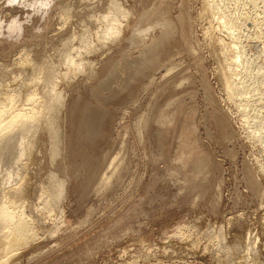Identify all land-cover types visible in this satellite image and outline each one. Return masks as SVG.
Masks as SVG:
<instances>
[{
    "label": "rangeland",
    "instance_id": "374dc122",
    "mask_svg": "<svg viewBox=\"0 0 264 264\" xmlns=\"http://www.w3.org/2000/svg\"><path fill=\"white\" fill-rule=\"evenodd\" d=\"M247 4L0 0V102L51 99L46 123L0 142V199L27 173L18 214L36 235L7 263L237 264L247 236L261 245L264 6Z\"/></svg>",
    "mask_w": 264,
    "mask_h": 264
},
{
    "label": "bare ground",
    "instance_id": "6f19581e",
    "mask_svg": "<svg viewBox=\"0 0 264 264\" xmlns=\"http://www.w3.org/2000/svg\"><path fill=\"white\" fill-rule=\"evenodd\" d=\"M238 1V0H237ZM89 2V1H88ZM246 2H247V0H246ZM261 2V6H264V0H249V3L252 5V7H251V9L253 8H255L256 6H257V4L258 3H260ZM263 3V4H262ZM115 4V3H114ZM113 4V5H114ZM249 4V5H250ZM117 5V4H116ZM115 5V6H116ZM248 5V4H247ZM248 5V6H249ZM95 6V5H94ZM112 6V5H111ZM258 6H259V4H258ZM257 6V7H258ZM118 7V6H117ZM112 8V7H111ZM113 8H115L114 6H113ZM113 8L111 9V10H113ZM120 8V7H119ZM224 8V7H223ZM226 8V7H225ZM244 8V7H243ZM262 8V7H261ZM264 8H262V10H263ZM115 10H117V8L115 9ZM119 10V9H118ZM118 10H117V12H118ZM249 10V9H248ZM80 11V10H79ZM120 11V10H119ZM123 11V10H122ZM224 11V10H223ZM74 12V11H73ZM116 12V11H115ZM244 12V11H243ZM262 13H263V11H261ZM114 13V12H113ZM112 13V14H113ZM222 13V12H221ZM229 13V12H228ZM242 13V12H241ZM63 14V13H62ZM92 15V14H91ZM263 15V14H262ZM113 16V15H112ZM112 16H111V18H112ZM115 16V15H114ZM116 16H117V13H116ZM221 17H222V15H220ZM224 16V15H223ZM233 16V15H232ZM244 16H245V14H241V19H244ZM227 17V16H226ZM225 17V18H226ZM264 17V16H263ZM94 18V17H93ZM102 19H104V18H102ZM246 19V18H245ZM264 19V18H263ZM105 20H106V18H105ZM107 20H109V19H107ZM115 20V19H114ZM229 20V19H228ZM233 20V19H232ZM236 20H238V19H236ZM230 21V20H229ZM242 21V20H241ZM241 21H240V18H239V20L237 21V23L235 22V20H233V22H232V24L231 23H229V25H230V29L231 28H236V25L238 24V22L239 23H241ZM247 21V20H246ZM256 21V20H255ZM254 21V22H255ZM69 22H70V20H69ZM113 22V21H112ZM108 23V22H107ZM106 23V24H107ZM114 23V22H113ZM113 23H111L110 25H112ZM228 23V22H227ZM226 23V24H227ZM252 23V22H251ZM263 23V22H262ZM109 24V23H108ZM255 23H253V25H254ZM110 25H108V26H110ZM120 25H122V24H120ZM224 25V24H223ZM240 25V24H239ZM114 26V25H113ZM101 27V26H100ZM111 28V27H110ZM113 28V27H112ZM115 28H117V26L115 27ZM83 30H84V28H83ZM99 30V29H98ZM102 30V29H101ZM108 30H109V28H108ZM115 30V29H114ZM234 30V29H233ZM88 31V30H87ZM103 31V30H102ZM85 32V31H84ZM106 32V31H105ZM108 32V31H107ZM111 32V31H110ZM81 33V32H80ZM108 34V33H107ZM106 34V35H107ZM95 35V34H94ZM104 35L106 38L109 36V35ZM229 36V35H228ZM231 36V35H230ZM236 36V35H235ZM87 37V36H86ZM97 37V36H96ZM253 37V36H252ZM73 38V37H72ZM84 38H85V35H84ZM83 38V39H84ZM89 38V37H88ZM258 38V37H257ZM256 38V39H257ZM255 39V38H254ZM86 40V38L84 39V41ZM107 40V39H106ZM110 40V39H109ZM234 40V39H233ZM238 40V39H237ZM102 41V40H101ZM102 44V43H101ZM68 45V44H67ZM66 44H65V46H67ZM64 46V47H65ZM92 46V45H91ZM62 47V46H61ZM66 48V47H65ZM75 49V48H74ZM73 49V50H74ZM65 50V52H67L66 51V49H64ZM80 50V49H79ZM88 51V50H87ZM94 51H95V49H94ZM86 52V51H85ZM59 53H62V52H59ZM94 53V52H93ZM64 54V53H63ZM62 54V55H63ZM88 54V53H87ZM90 54V53H89ZM55 55V54H54ZM59 56H60V54H58ZM64 55H66V54H64ZM263 55V54H262ZM58 56V57H59ZM264 56V55H263ZM54 57V56H53ZM64 57V59H66L65 58V56H63ZM80 57H81V55H80ZM80 57H78V58H80ZM29 58V57H28ZM72 58V57H71ZM82 58V57H81ZM80 58V59H81ZM263 58V57H262ZM60 59H63V58H61L60 57ZM63 59V60H64ZM264 59V58H263ZM18 60V59H17ZM29 60V59H28ZM46 60V59H45ZM68 60V59H67ZM67 60H65V63H63V64H66V62H67ZM47 61V60H46ZM69 61V60H68ZM82 61V60H81ZM74 62H75V60H74ZM48 63V62H47ZM82 63V62H81ZM74 64V63H73ZM72 64V65H73ZM150 64H153V63H150ZM22 65V64H21ZM43 65H45V64H43ZM48 65V64H47ZM46 65V66H47ZM68 65H69V63H68ZM87 65V64H86ZM71 66V65H70ZM83 66H85V65H83ZM89 66V65H88ZM152 66V65H151ZM23 67V66H22ZM48 67V66H47ZM72 67H74V65L72 66ZM247 67V66H246ZM42 69V68H41ZM45 69H46V67H45ZM49 69V68H48ZM83 69V68H82ZM71 70H72V68H71ZM51 71V70H50ZM49 70H48V72H50ZM87 71V70H86ZM42 72V71H41ZM43 72H44V74L46 73L44 70H43ZM51 74L53 73V72H50ZM49 73V74H50ZM55 73V72H54ZM41 74V73H40ZM82 74V73H81ZM27 75V74H26ZM43 75V74H42ZM53 75V74H52ZM40 76V75H39ZM47 76V75H46ZM31 77V76H30ZM67 77V76H66ZM264 77V76H263ZM44 78H45V76H44ZM47 78V77H46ZM52 78V77H51ZM261 78V77H260ZM47 79H49V78H47ZM43 80V79H42ZM262 81V80H261ZM258 82V81H257ZM260 82V81H259ZM53 83V82H52ZM1 84V83H0ZM253 85L255 84V83H252ZM6 85V84H5ZM250 85V84H249ZM253 85H251V86H253ZM4 86V85H3ZM35 86V85H34ZM52 87V86H51ZM38 89V88H37ZM1 91V90H0ZM4 91V90H3ZM38 91V90H37ZM13 92V91H12ZM34 92V91H33ZM243 93V92H242ZM6 94V93H5ZM8 94V93H7ZM15 94V93H14ZM241 94V93H240ZM244 94V93H243ZM9 95V94H8ZM32 95H34V94H32ZM32 95H31V97H32ZM2 96V95H1ZM35 96V95H34ZM5 97H6V95H5ZM5 97H4V95H3V98H2V100L4 101V100H6L5 99ZM8 98H9V96H8ZM7 98V99H8ZM13 98V97H12ZM11 98V99H12ZM29 99V98H28ZM27 99V100H28ZM39 99V98H38ZM13 100H14V98H13ZM30 100V99H29ZM46 100H48V101H46V102H44V104L42 105V107H41V109H39L38 107V110H33L34 108H32V111H30L29 112V110H28V112H26V114H23V113H21V111H23V110H20V109H18V111H20L19 113H17V112H15V114H11L12 113V111H10L9 110V108L7 109L6 108V106L9 104H7V105H5V101L4 102H0V142L2 141H9V143H10V140L11 139H14V138H18V140L20 141V139L22 140L21 142H23L24 141V138H23V136H25V135H23L22 136V134L24 133V131L25 130H27L26 129V126L28 125V124H31L30 125V127H32V128H35V127H37V126H39V124H41V122L43 123H46L47 122V119L49 118L48 117V114H50L48 111V107L50 106V105H48L49 104V101H51V99L49 100L48 98H46ZM9 100H7V102H8ZM31 101H35V99H32ZM30 101V102H31ZM10 102H12L11 100H10ZM43 102V101H42ZM58 102V101H57ZM247 102V101H246ZM32 103V102H31ZM54 103V102H53ZM14 104V103H13ZM18 104V103H17ZM61 105V104H60ZM250 105V104H249ZM8 106H10V105H8ZM36 106V105H35ZM48 106V107H47ZM247 106V105H246ZM14 107V106H13ZM61 107V106H60ZM59 107V108H60ZM30 108V107H29ZM11 109V108H10ZM13 109V108H12ZM25 109V108H24ZM27 109V108H26ZM54 109V108H53ZM52 109V110H53ZM10 112V113H8V111ZM31 110V109H30ZM243 110V109H242ZM13 111H15V109L13 110ZM56 111V110H55ZM14 113V112H13ZM17 113V114H16ZM52 113V112H51ZM53 115V114H52ZM51 116V115H50ZM57 116V115H56ZM55 116V117H56ZM52 117V116H51ZM51 119V118H50ZM49 119V120H50ZM261 120V119H260ZM43 123V124H44ZM260 123V122H259ZM46 125V124H45ZM48 126V125H47ZM27 127H29V126H27ZM38 128V127H37ZM36 128V129H37ZM258 128V127H257ZM49 129H52V126H51V124H50V126H49ZM28 132H31V131H29L28 130ZM27 133V132H26ZM28 134V133H27ZM57 134V133H56ZM30 135L32 136V133H30ZM33 135H36V133H34ZM58 135V134H57ZM56 135V137H58ZM30 136V137H31ZM60 136V135H59ZM29 137V138H30ZM34 137V136H33ZM53 137V136H52ZM26 139H28V138H26ZM31 139V138H30ZM55 139V138H54ZM54 139H51V141L52 140H54ZM58 140V139H57ZM61 140V139H60ZM26 142V141H25ZM24 142V143H25ZM32 142V141H31ZM31 142H28V146H29V148H30V143ZM57 142V141H56ZM56 142L54 143V144H56ZM58 142H59V140H58ZM17 143V142H16ZM34 143V142H33ZM60 143V142H59ZM1 144V143H0ZM4 144V143H3ZM12 144V143H11ZM30 144V145H29ZM54 144H52L53 146H54ZM62 144V143H61ZM23 145V144H22ZM21 144L19 145V152L20 153H22V152H24V151H26V150H28V146H25L26 144H24V146L27 148H23V146H22ZM52 145H50V146H52ZM2 146V145H1ZM58 146L60 147V145L58 144ZM7 147V146H6ZM57 147V146H56ZM56 147H54L55 148V150H56V152L58 153V154H60L59 152L60 151H57V149H56ZM53 148V147H52ZM58 148V147H57ZM8 149H10V148H8ZM12 149V151H13V148H11ZM31 149H32V146H31ZM59 150H60V148H58ZM0 150H2V148H0ZM6 150V149H5ZM15 150V149H14ZM3 151V150H2ZM10 152H11V150H9ZM52 151V150H51ZM53 151H54V149H53ZM29 152H30V149H29ZM28 152V153H29ZM55 152V155L56 156H58L57 155V153ZM8 151L6 152L5 151V154H2L4 157H6V158H8L9 156H8ZM25 153V152H24ZM53 153V152H52ZM51 153V154H52ZM62 153V152H61ZM1 154V153H0ZM11 154H13V152H11ZM18 155V154H17ZM54 155V156H55ZM8 156V157H7ZM32 156V155H31ZM56 156H55V158H56ZM2 157V156H1ZM3 157V158H4ZM18 157V156H17ZM16 157V158H17ZM53 157V156H52ZM52 157H51V159H52ZM11 158H13L12 156H11ZM14 158H15V155H14ZM10 159V158H9ZM53 159H54V157H53ZM3 160V159H2ZM12 160V159H11ZM14 160V159H13ZM12 160V161H13ZM8 161V160H7ZM6 160L4 161V162H6V163H8ZM15 162V161H14ZM11 164H12V162H10ZM25 163V162H24ZM16 164V163H15ZM14 164V165H15ZM4 165V164H3ZM13 165V164H12ZM26 166V165H25ZM4 167V166H3ZM5 168V167H4ZM7 168V167H6ZM26 168V167H25ZM9 169V168H8ZM5 170V173H6V175L4 176V178L5 177H9V180L7 179L6 181H7V183H9L10 181V183H13L14 181H16L17 182V180H16V177H18L19 176V174L18 173H16L17 171L16 170H14V171H16V172H12L11 170ZM11 169H13V168H11ZM29 169V168H28ZM27 169V170H28ZM1 170V169H0ZM3 170V169H2ZM4 171V170H3ZM0 172H2V171H0ZM4 173V174H5ZM25 173H23V175H24ZM27 174V173H26ZM26 174H25V176H26ZM53 175V174H52ZM1 176H2V174H1ZM0 176V177H1ZM25 176H23L22 177V174H21V179L19 180V182H18V184L14 187V185H13V187L14 188H11V187H9V188H11V189H7V191L5 190V192H7V195H6V193H5V195L6 196H4L3 197V193H2V198H3V200L2 199H0V200H2L1 202V204H0V264H9V263H7L9 260L8 259H6L7 257H9L10 255H12L13 256V254L11 253L13 250V253L15 252V250H16V248L18 249V247L20 246V247H22V242H25V241H28L29 239L31 240L32 238H33V236L35 235V234H33L34 232V229H33V227H34V225L35 224H33V227L29 224V221H27V219L28 218H26V220H24L23 218V216L21 217L20 215L21 214H18L19 212H18V209H20L19 207H20V202H22L21 201V199L23 198V196H22V194H23V191H22V186H23V184L26 182V177ZM57 176V175H56ZM52 177V176H51ZM3 178V179H4ZM2 179V178H1ZM52 179H54L53 177H52ZM51 179V180H52ZM61 180L62 179H64V178H60ZM59 179V180H60ZM29 180V179H28ZM57 180V179H56ZM61 180H60V183H61ZM5 181V180H4ZM13 181V182H12ZM57 182V181H56ZM2 183V182H1ZM15 183V182H14ZM30 183V182H29ZM62 183H64L63 181H62ZM16 184V183H15ZM26 184V183H25ZM3 185H5V184H1V186H3ZM63 185V184H62ZM65 185V184H64ZM7 186V185H6ZM27 186H28V184H27ZM55 186V185H54ZM58 187V186H57ZM63 187V186H62ZM1 188V187H0ZM4 188V187H3ZM28 188V187H27ZM23 189H26V188H24V186H23ZM59 189H63V188H59ZM64 190V189H63ZM63 190L61 191L62 193H63ZM26 191V190H25ZM24 191V192H25ZM1 192V191H0ZM60 192V193H61ZM58 193V192H57ZM26 194V193H25ZM54 194V193H53ZM56 194V193H55ZM57 195V194H56ZM55 195V196H56ZM55 196H53V200H54V197ZM57 197V196H56ZM48 198H50V197H48ZM52 199V198H51ZM25 200V199H24ZM52 200V201H53ZM47 201H49L50 202V199L49 200H47ZM23 203H24V201H23ZM52 203H54V202H52ZM47 204V203H46ZM46 204H45V206L44 207H46ZM18 205H19V207H18ZM48 205V204H47ZM52 206H53V204H51ZM48 206H50V204L48 205ZM47 206V207H48ZM51 206V207H52ZM51 207H50V210H52L51 209ZM40 208V207H39ZM49 208V207H48ZM48 208H46V209H48ZM22 209V208H21ZM45 209V210H46ZM23 210V209H22ZM22 211L20 210V213H21ZM23 215H24V213H23ZM49 215V214H48ZM25 216V215H24ZM50 216V215H49ZM42 217V216H41ZM40 218V217H39ZM27 221V222H26ZM30 222H31V220H30ZM264 223V222H263ZM33 230V231H32ZM223 230V229H222ZM220 231V230H219ZM211 233V232H210ZM218 233H220V232H218ZM217 233V234H218ZM221 233H222V231H221ZM220 233V234H221ZM36 234H37V232H36ZM223 234V233H222ZM247 234V233H246ZM245 234V235H246ZM249 235V234H248ZM260 235V234H259ZM36 236V235H35ZM34 236V237H35ZM220 236V235H219ZM222 236V235H221ZM220 236V239H222V237ZM228 236V235H227ZM247 236V235H246ZM216 237L217 238H219L217 235H216ZM36 238V237H35ZM247 239H245V245H244V243H243V247L241 248V252H240V250H239V248H238V253H243V256H242V259L240 258V256H239V258L241 259V260H239V259H235V257L233 258V259H235V260H238V262H237V264H256V261L258 260V259H262V261H264V240H262V243H261V245L260 246H258L259 245V243H260V239L256 236L255 237V234H254V236L251 238V236H247L246 237ZM212 239H214V237L212 238ZM219 239V240H220ZM223 239H225V236L223 237ZM222 239V240H223ZM211 240V239H210ZM217 240V239H216ZM218 240V241H219ZM240 240V239H239ZM224 241H226V240H224ZM223 241V242H224ZM232 242V241H231ZM26 243H28V242H26ZM220 244H221V242H219ZM240 243V242H239ZM225 244V243H224ZM230 245H231V243H230ZM236 245V244H235ZM216 246V245H215ZM222 246V245H221ZM232 246H233V244H232ZM226 247V246H225ZM224 247V248H225ZM234 247V246H233ZM217 248H219V247H217ZM216 248V249H217ZM220 248H222V247H220ZM227 248H230V246L228 245L227 246ZM226 248V249H227ZM20 249V248H19ZM215 249V250H216ZM223 249V248H222ZM232 249V248H231ZM231 249H228L229 251L231 250ZM227 250V251H228ZM233 250H234V248H233ZM233 250H231V251H233ZM166 251H168V250H164L163 251V253L164 254H166ZM214 251V250H213ZM217 251V250H216ZM216 251L215 252H213V253H216ZM226 250H224L223 252H225ZM237 251V250H236ZM222 253V252H221ZM229 253V252H228ZM227 253V254H228ZM231 254H232V252H230ZM234 253H235V251H234ZM238 253H236V254H238ZM10 254V255H9ZM216 254H218L219 255V252H217ZM224 254V253H223ZM240 254V255H241ZM214 255V254H213ZM222 255V254H221ZM234 255V254H233ZM232 255V256H233ZM12 256H10V257H12ZM166 257V256H165ZM223 257H224V255H223ZM229 257H231L230 255H229ZM180 258V257H179ZM222 258V257H221ZM225 258V257H224ZM236 258H237V256H236ZM9 259H11V258H9ZM182 260V259H181ZM225 260H227V259H225ZM230 260L231 259H229V262L228 263H230ZM175 261V260H174ZM232 261V260H231ZM259 261V260H258ZM11 262V261H10ZM183 262V261H182ZM182 262H178V263H171V264H192V263H189V262H187V263H182ZM233 262H234V260H233ZM135 263V262H134ZM258 263V262H257ZM264 263V262H263ZM136 264V263H135ZM234 264H235V262H234ZM260 264V263H259Z\"/></svg>",
    "mask_w": 264,
    "mask_h": 264
}]
</instances>
